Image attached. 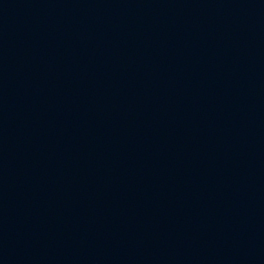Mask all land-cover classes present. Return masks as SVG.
I'll return each instance as SVG.
<instances>
[{
    "label": "water",
    "instance_id": "1",
    "mask_svg": "<svg viewBox=\"0 0 264 264\" xmlns=\"http://www.w3.org/2000/svg\"><path fill=\"white\" fill-rule=\"evenodd\" d=\"M47 264H264V0H0Z\"/></svg>",
    "mask_w": 264,
    "mask_h": 264
}]
</instances>
